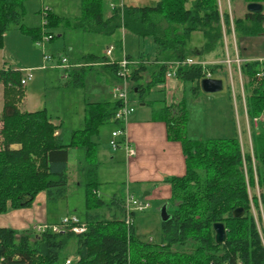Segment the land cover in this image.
Masks as SVG:
<instances>
[{
  "label": "trees",
  "instance_id": "obj_1",
  "mask_svg": "<svg viewBox=\"0 0 264 264\" xmlns=\"http://www.w3.org/2000/svg\"><path fill=\"white\" fill-rule=\"evenodd\" d=\"M22 1L0 0V48L11 24L24 28ZM108 1H112L109 15L105 14ZM244 2L264 5V0ZM46 12L45 24L23 30L34 41L45 34L53 35V40L55 35L47 28L61 26L108 36L125 29L139 39L152 38L155 44L152 64L147 67L142 59L143 63L133 69L129 79L133 88H130V97L137 93L141 101H145L152 89L165 84L172 62L187 58L206 61L212 54L226 59V47L230 52L233 35L238 43L243 37L264 34L263 12L247 11L243 18H231L229 11L222 10L221 0H158L153 6L120 0H82V15L74 19ZM194 32L202 33L204 38L199 48L188 46ZM94 64L109 68L116 80L114 88L119 82L117 61L94 54L84 55L78 65L65 68L63 86L84 87L87 80L95 83L101 72L94 69ZM223 66V63H209L205 69L199 64H182L177 68L176 78L192 84V95L197 97L206 71L215 78ZM240 71L246 81L244 98L239 95V99L245 102L251 125L252 151L243 150L238 136L189 137L184 98L164 102L155 110L154 118L166 123L169 140L182 144L186 174L165 178L172 188L169 218L161 224L159 241H142L135 225V215L140 212L132 213L134 221L130 226L125 221L127 193L113 196L108 203L100 197L97 188L100 164L97 138L106 123L122 126L120 121H115L121 103L116 98L86 102L84 126L68 131L61 122L56 123L57 119L47 109L23 110L27 85L21 83L24 69L6 65L0 68V83L4 86L0 213L31 207L41 192L49 200L65 198L70 182V151L80 148L85 152V164L79 170L86 182V214L81 220L87 225L82 234L0 227V264H65L69 246L78 258L72 264H127L129 261L136 264H264L263 222L256 223L251 208L254 203L260 212V201L256 195L250 198L247 189L249 183L255 185L254 159L264 212V121L258 128L253 124V119L264 111V60H245L240 63ZM144 73H149V79L143 80ZM14 144L18 147H13ZM238 208L243 213L235 217L234 211ZM217 222H222L227 229L224 243L216 242L213 225Z\"/></svg>",
  "mask_w": 264,
  "mask_h": 264
},
{
  "label": "rangeland",
  "instance_id": "obj_2",
  "mask_svg": "<svg viewBox=\"0 0 264 264\" xmlns=\"http://www.w3.org/2000/svg\"><path fill=\"white\" fill-rule=\"evenodd\" d=\"M127 4H135L140 6H153L158 0H120ZM22 20L21 25L11 24L7 29L4 37L3 46L0 48V68L4 65L16 68L32 69L33 78L27 82L26 97L23 105L24 110H41L47 109L54 119H59L62 127L68 131L79 129L84 126L82 109L84 108L85 99L88 101L97 100L98 98L104 100V97L99 96L103 92L96 90L95 83L87 80L84 87H65L63 86L62 76L64 70L58 67V59L60 57H68L69 63L74 65L77 63L79 57L84 53H94L101 55L102 51L110 44L115 45L114 56H123V50L126 55L133 56L135 60L144 61L147 67H150L155 56V44L152 38L139 39L131 33H127L130 38L126 47L122 45L123 31L117 30L113 36L86 32L80 28H64V27H48L47 30L53 32L55 38L51 41L45 42L44 45H38L33 40L31 34L25 33L24 29L39 28L44 24V11H50L51 14L74 19L82 15V0H23ZM231 5L226 1H222L221 8L223 11H229L231 18H243L247 12L246 3L244 0H231ZM245 3V4H244ZM112 1H108L105 9V14L109 15L111 12ZM264 12V10H263ZM244 38V37H243ZM247 38V39H246ZM243 39L245 44H242L240 39L239 48L241 52L246 50L253 55H264V34L257 36H248ZM204 43L202 33L194 32L189 40V47H201ZM229 43V40H228ZM141 53L145 54V58H141ZM44 56H50L52 60L44 61ZM228 55V47L226 59H230V65L236 63L239 65L241 60L238 58L233 61ZM173 63V62H172ZM229 66L227 63H225ZM44 67V68H43ZM94 67H102L94 64ZM102 73V72H101ZM229 73V72H228ZM145 79H149V73H144ZM230 77L235 79L237 88L244 84L246 78L242 74H238L234 69L230 72ZM223 87L216 94H209L202 88L197 97L191 93L192 84L186 83L184 89L185 105L188 113V121L186 124V133L189 137L196 139L208 138H223L238 136L242 142L243 150L252 151L251 141V125L245 124L244 117L241 114L235 99L232 100L231 93H233V86L230 83L229 77H222ZM130 88L132 84L130 83ZM4 90V88H3ZM111 98L115 100L116 96L112 90ZM99 93V94H98ZM133 98H137L136 93H132ZM154 97L153 95H151ZM231 101H229V98ZM169 100V99H168ZM171 100V99H170ZM178 99L175 101L177 102ZM169 102V101H168ZM171 102V101H170ZM169 102V103H170ZM4 105V92L0 89V130L3 122L1 120V112ZM57 123V122H56ZM220 124V125H218ZM247 126V129H246ZM115 124L106 123L100 128L98 142L104 144L110 140L112 130ZM248 130V132H247ZM0 134V145H1ZM13 147H18L14 144ZM252 153V152H251ZM85 164V152L83 149L75 148L70 151L69 167H70V182L65 198L50 200L49 202V218L51 221L60 220L65 215H77L84 217L86 214V182L83 173L80 172L79 167ZM255 185H248L249 197L256 195L260 201V212H257L254 203H251L252 213L255 217L256 223H262L264 227V212L261 205L262 189L258 184L256 164L254 159L252 161ZM247 172V167H246ZM248 173V172H247ZM113 177L120 179V170H117ZM102 179V176L101 178ZM247 179V176H246ZM249 182V181H248ZM100 196L103 200L109 202L110 199L106 194V188L99 184ZM119 195L123 196L124 192L119 191ZM130 193V192H127ZM103 212L106 210H102ZM260 216V218H259ZM145 217L138 219L137 226L142 229L146 226L144 232L138 233L142 241H148L153 237L154 241H159L161 236V226L153 224L150 220L144 222ZM147 227H152L154 230H146ZM156 228V229H155ZM68 257H73L74 261L78 258L74 256L71 246ZM74 250V248H73Z\"/></svg>",
  "mask_w": 264,
  "mask_h": 264
},
{
  "label": "crops",
  "instance_id": "obj_3",
  "mask_svg": "<svg viewBox=\"0 0 264 264\" xmlns=\"http://www.w3.org/2000/svg\"><path fill=\"white\" fill-rule=\"evenodd\" d=\"M222 1H226L229 6L232 3L231 0H221V3ZM245 5L247 9V4ZM120 30L123 31L122 45L123 47H126L127 41L133 37H129V35H127V33L129 32L125 29ZM244 38H241L242 44H245V42L243 41ZM239 41L237 43L233 35L230 52L228 51V55L230 57L232 56L231 59L233 61H235L237 58L241 60V62L248 59H264V55L250 54L249 52L244 50L246 48H244L241 52V49L239 48ZM89 54L94 53H84L83 56ZM124 54L125 51L123 50V55ZM83 56L79 57L77 63H75L74 65H78L81 62ZM97 56H105V49L102 51L101 55ZM122 57L123 56H114L112 57V59L118 61ZM140 57L145 58V54L141 53ZM224 61L225 59L215 58L213 54L206 58V62L208 63L224 64ZM99 66L102 67H94V69H96L97 71L102 72L97 76L95 86L96 90L99 93L103 92L101 94H98L99 96L104 97V100L98 98L97 100L87 101L85 99L84 108L82 109V112L84 113V123L86 102L114 100L113 98H111L112 92L109 93V91H113L112 85L116 82V80L111 76L109 68L104 69V64ZM62 69L65 73V68ZM232 69H234V71L238 74V65L236 63H232L229 66L224 64V66L218 70L215 78L221 79L222 77L226 76L231 79L230 83L233 86V93H231V98L232 100L235 99L237 107L243 115L245 124L247 125L249 124V121L244 108L245 102L243 99L242 101H240L239 99V95L243 96L244 94L243 84L237 88L235 79L230 77V72ZM64 75L65 74H63L62 76V80H64ZM145 78L146 76L144 75L143 80H145ZM3 88V84L0 83V89L2 91ZM185 88L186 85L184 83H182L178 78L173 77L167 79L164 85H159L157 86V88L152 89L148 96L145 98V101H141L139 96L137 98H133L131 96V100L135 104V110L129 116V119L124 128L126 130V136L130 142V145L135 149V154L133 156H129L123 146L114 149L110 145V141L112 139L111 135L109 136L110 140H108L104 144L100 143V148L98 147V159L100 161L98 169V182L106 188V194L108 195L109 199L111 200L113 196L119 195V191L122 190L124 192V195H126L127 192H130L136 197L142 198L149 203V207L146 211L136 213L135 215L137 235L140 232H144L146 228V226H144V228L142 229L138 228L137 221L140 217V219H142V217L146 216V221L144 222H148L150 220L153 224H159L161 226L163 222L162 211L165 206L168 212V202L172 196V188L171 185L165 181V178L172 176L181 177L186 174V157L183 152L182 144L179 141L169 140L167 136L166 123L154 118L155 110L160 108V105L164 102L168 103V101H171L170 103H173L177 99L178 101L182 98L185 99V96L182 95ZM151 95H153L154 97H152ZM228 98L229 101H231V98ZM24 101L22 103V108L24 105ZM27 111L34 110L27 109ZM56 122L61 121L57 119ZM113 123L115 124L113 130H115L119 127V125L116 122ZM117 170H120V179L113 177V174H115ZM101 176L102 179H100ZM82 177L84 178V176ZM97 188L98 194L101 195L100 187ZM49 202L50 200L45 192L39 193L31 207L10 209L5 213H0V227H7L15 229L17 231H23L32 229L36 224L59 223L63 217L57 221H51L49 218ZM146 230L154 229L152 227H147ZM150 239L154 241L153 237H150Z\"/></svg>",
  "mask_w": 264,
  "mask_h": 264
},
{
  "label": "built area",
  "instance_id": "obj_4",
  "mask_svg": "<svg viewBox=\"0 0 264 264\" xmlns=\"http://www.w3.org/2000/svg\"><path fill=\"white\" fill-rule=\"evenodd\" d=\"M46 14L47 12L44 11L43 12L44 21H45L44 24L46 23V20H45ZM52 38H53V35L45 34L43 35L42 39L36 41V43L38 45L43 46L45 42L51 41ZM113 50H114L113 45L108 46L106 48L105 55L108 57H111ZM50 60H52L50 56H44L45 62H49ZM260 60H264V59H260ZM230 62H231L230 59L228 60L225 59V63H227L228 65H230ZM142 63L143 62L139 60L129 59L126 55H124L122 59L117 61V65H118L117 76L119 78V82H117L113 88V92L116 96L117 101L121 103V106L115 115V121H120L122 126H119L112 132L113 139L111 141V146L114 149H117L123 143L122 145L124 146L129 156H133L135 154V149L130 145V142L126 136V130L124 128L125 124L127 123L129 119V116L135 110V104L133 103L130 97L129 79L131 77V74H132L131 72L133 71V69L137 68ZM182 64H188V65L199 64V65H202L206 69V66L209 63L206 61L195 59V58H187L185 61L173 62L171 63L172 68H170L167 71V78L169 79V78L176 77L177 68L179 67V65H182ZM58 67H62V68L70 67L68 57H60L58 59ZM238 71H239V74H241L240 64L238 65ZM24 72H25V75L22 78L21 83L25 85L27 81L33 78V73H32V69H26L24 70ZM204 78H214V77L212 76V73L207 70ZM243 98H244V94H243ZM244 108L246 112L245 105H244ZM263 121H264V111L260 116L255 117L253 119V124L255 128H258L259 124ZM121 139L122 141H119ZM148 207H149V203L146 200L142 198H138L131 193H127L126 200H125V211H126L125 221L127 225L130 226L134 221V218L132 216L133 212H144L148 209ZM47 229H51L54 232L69 231V232H74L76 234H82L87 230V225L77 215H66L62 218V220L59 223H55V224H47V223L42 224L41 223V224H36L33 227V230L36 231L37 233L44 232ZM261 234H262V242L264 245V232H261ZM73 259L75 258L68 257L66 259L65 264H72L74 262ZM127 264H136V263H132L131 261H129Z\"/></svg>",
  "mask_w": 264,
  "mask_h": 264
},
{
  "label": "water",
  "instance_id": "obj_5",
  "mask_svg": "<svg viewBox=\"0 0 264 264\" xmlns=\"http://www.w3.org/2000/svg\"><path fill=\"white\" fill-rule=\"evenodd\" d=\"M263 4L261 3H249L247 5V11L253 13H261L263 12ZM201 87L205 92L215 93L222 89L223 84L222 80L218 78H205L201 81ZM243 213L242 208H238L234 211V216L239 217ZM163 221L169 218V214L166 210V206L162 211ZM215 231V239L217 243H224L227 240V229L222 222H217L213 225Z\"/></svg>",
  "mask_w": 264,
  "mask_h": 264
}]
</instances>
